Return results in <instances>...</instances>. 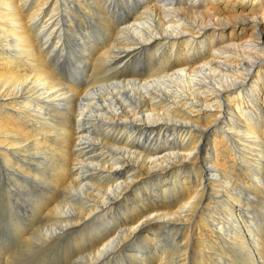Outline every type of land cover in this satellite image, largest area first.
<instances>
[{
    "label": "bare ground",
    "instance_id": "obj_1",
    "mask_svg": "<svg viewBox=\"0 0 264 264\" xmlns=\"http://www.w3.org/2000/svg\"><path fill=\"white\" fill-rule=\"evenodd\" d=\"M0 191V264H264V0H0Z\"/></svg>",
    "mask_w": 264,
    "mask_h": 264
},
{
    "label": "rangeland",
    "instance_id": "obj_2",
    "mask_svg": "<svg viewBox=\"0 0 264 264\" xmlns=\"http://www.w3.org/2000/svg\"><path fill=\"white\" fill-rule=\"evenodd\" d=\"M6 197H7V193L6 192L4 193V192L0 191V238H1L2 242H3V243L0 242V245H4L5 247H12V246H15L17 244L16 243L17 240H16L15 236L13 235L12 231H10V230H12L10 223L8 221H6V219L8 217V213H6L7 212V208L4 210L5 204H6V201H5ZM2 207H3V209H2ZM13 211L14 212L13 213L11 212L12 213L11 215L14 218L15 217V210H13ZM7 231H9V233ZM11 238H12V240H11ZM12 248H14V247H12ZM59 259H61V260H57V261L54 260V262H51L50 264H64L65 263V260L62 261V258H60V257H59Z\"/></svg>",
    "mask_w": 264,
    "mask_h": 264
}]
</instances>
